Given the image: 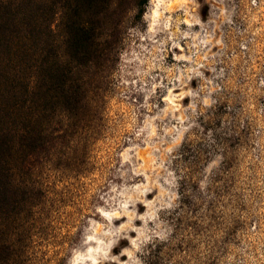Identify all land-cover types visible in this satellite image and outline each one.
I'll return each mask as SVG.
<instances>
[{
	"label": "clouds",
	"instance_id": "obj_1",
	"mask_svg": "<svg viewBox=\"0 0 264 264\" xmlns=\"http://www.w3.org/2000/svg\"><path fill=\"white\" fill-rule=\"evenodd\" d=\"M36 2L85 38L0 146V264H264V0Z\"/></svg>",
	"mask_w": 264,
	"mask_h": 264
},
{
	"label": "trees",
	"instance_id": "obj_2",
	"mask_svg": "<svg viewBox=\"0 0 264 264\" xmlns=\"http://www.w3.org/2000/svg\"><path fill=\"white\" fill-rule=\"evenodd\" d=\"M64 7L0 0V126L13 134L0 142L5 150L20 128L30 130L34 113L50 106L62 84L64 71L56 59L64 32H73L74 50L85 38L74 19L61 20Z\"/></svg>",
	"mask_w": 264,
	"mask_h": 264
}]
</instances>
